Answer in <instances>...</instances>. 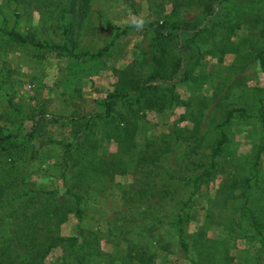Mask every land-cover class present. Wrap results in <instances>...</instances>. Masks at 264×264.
Masks as SVG:
<instances>
[{"label":"trees","instance_id":"1","mask_svg":"<svg viewBox=\"0 0 264 264\" xmlns=\"http://www.w3.org/2000/svg\"><path fill=\"white\" fill-rule=\"evenodd\" d=\"M92 1L1 0L0 7L11 12L15 22L23 18L26 25L23 30L8 28L5 21L0 25V55L20 49L36 56L46 53L78 63L100 58L113 41L95 52L78 49L84 25L90 22ZM222 1L170 0L171 10L184 2L202 5V11L207 15H211L214 5ZM166 3L167 0H160L156 6H150L151 11L159 16ZM139 21L146 23L151 34L143 48L142 59L137 66L130 64L115 71L119 88L101 100L100 112L81 114L70 111L62 117H48L44 110L46 103L40 109L34 106L25 108L8 99L7 112L0 114V264H46V258L55 248L60 249L55 264H161L156 260L160 253L183 257L189 264H201L197 262L196 252L209 248L212 243L217 244L224 235L226 238L220 240L224 243V251L233 246L227 244L229 241L246 239L258 244L257 250L264 257V173L259 171L264 147L258 149L250 175L228 180L217 190L240 200L239 205L230 203L233 212L230 217L224 216L220 223L222 237L210 239L205 236L204 228L196 235L187 234L183 227L187 209L193 206V198L200 186L208 184L216 173L217 162L229 139L226 125L235 115L249 117L243 107L227 108L224 116L214 124L217 135L213 147L204 155L207 162L202 159L204 156L188 158L191 165H186L182 174L177 176L159 175L158 163L161 157L180 145L186 147L187 157L196 153L201 120L199 110L196 114L180 115V120L192 121L193 128L183 135L176 134L173 143L145 140L142 150L136 148L143 111L140 105L154 96V102L148 105H158L161 109L170 110L178 102L175 83L190 78L186 74L199 58L197 36L203 29L199 28L198 20L190 24L176 19L139 16L129 28L118 31L125 32ZM255 59L263 65L264 71V46L257 50ZM2 61L0 69L4 65L7 70V62ZM148 66L145 75L131 69ZM181 68L184 76L173 82ZM0 88L3 89L1 84ZM257 103L255 118L264 129V97L258 98ZM55 124L67 126L71 137L56 140L48 136L46 128ZM101 137L107 140L113 137L116 150L100 154ZM160 139L166 140L164 137ZM51 143L60 149L59 157H53L57 163L55 167L59 165L61 186L58 188H47L34 180L41 171H46L45 163L52 158L44 150ZM143 166H154L155 169L143 172L127 187L115 180L116 176ZM155 172L161 178L159 183L154 182ZM179 186L187 191L183 198L175 195ZM117 187L120 188L121 207L105 219V229L84 226L86 204L90 197L95 198L91 194ZM221 201L225 206L229 203L228 198ZM217 204V199L212 201V205ZM70 215L78 221L76 233L62 235L60 227ZM207 218L206 222L212 223L210 213ZM103 241L112 244L114 251H103Z\"/></svg>","mask_w":264,"mask_h":264},{"label":"rangeland","instance_id":"2","mask_svg":"<svg viewBox=\"0 0 264 264\" xmlns=\"http://www.w3.org/2000/svg\"><path fill=\"white\" fill-rule=\"evenodd\" d=\"M159 2L160 0H93L90 22L84 25L78 49L95 52L113 41L109 50L100 58L78 63L46 53L36 56L31 51L20 49L0 55V64L4 60L8 68L5 70L2 65L0 69V84L3 88H0V114L7 112L9 98L12 103L21 104L25 108L34 106L40 109L42 104L46 103L44 110L48 117L56 115L62 117L70 111H78L81 114L100 112L101 100L107 93L119 88L115 71L124 69L130 64L137 66L142 59L143 48L151 37L143 21H139L135 27L125 32L118 30L129 28L128 26L139 16L161 20L176 19L188 21L190 24L198 20L201 25L199 28H203L197 36L199 46L197 49L200 54L192 64L190 72L186 74L190 78L177 81L180 79L179 76H184L182 68L174 76L173 82L177 81L174 88L178 102L172 109L148 105L154 102L155 96L140 105L143 111L139 120L136 148L142 150L145 140L162 144L166 141L169 144L173 143L172 138L176 134L183 135L186 130L193 128L192 121L180 120V115L196 114L199 110L201 120L200 132L197 131L199 146L196 147V153L187 157L186 147L180 145L161 157L158 163L159 175L177 176L182 174L186 165H191L188 158L203 157L213 147L217 135L214 124L224 116L225 110L231 107L244 108L249 117L235 115L226 125L225 130L228 132L229 139L217 162L216 173L208 184L200 186L193 198V206L187 209L185 222L188 221L183 225L187 234L196 235L204 228L206 237L220 238L223 236L220 223L224 216L230 217L233 212L229 208L230 203L239 205L240 200L234 199L231 195L228 196L225 191L217 192V190H220L228 180L250 175L256 153L260 147H264V129L255 118L258 109L257 100L264 97L263 65L255 59L257 50L264 46V0L250 2L224 0L214 5L211 15L203 13L202 5L191 3L187 5V3L183 4L184 2L171 10V2L167 0L164 12L157 16L151 11L150 6L154 7ZM15 19V16L6 8L0 7V25L5 21L8 28L23 30L26 25L24 19L22 18L20 22H15ZM116 31L118 34L115 39ZM148 68L149 66L145 69L138 67L131 69L141 71V74L145 75ZM3 69L4 74H2ZM1 74L6 76L5 79H2ZM118 108L121 109V106ZM98 129L100 132V126ZM46 130L47 135L56 140H66L71 137L69 128L60 124L49 126ZM161 137L166 140L160 139ZM111 138L99 139L100 154L106 155L116 150V141L113 137ZM44 150L48 157L52 158L45 163L46 171H41L34 180L47 188H58L61 186L58 178L59 165L55 167L57 163H54L53 157H59L60 149L56 144L51 143L48 147L45 146ZM202 159L204 162L208 160L205 156ZM259 162V171L262 174L264 173V152L261 153ZM150 169L153 170L155 167L143 166L132 169L134 172L130 170L127 174L116 176L115 180L120 182L121 186L127 187L128 183L138 180L143 172ZM154 174V182L159 183L161 178L156 172ZM186 194L187 191L181 186L175 191V195L180 198L185 197ZM120 195L118 187L103 193L91 194L95 198H89L86 204V219L82 224L89 229L104 230L105 219L121 207ZM226 198L229 202L227 206L221 201ZM216 199L218 204L214 206L212 201ZM208 213L212 217V223L206 222ZM77 225V219L70 215L61 225L60 233L73 235L76 233ZM225 238L226 235L220 240L223 241ZM220 240L217 244L212 243L209 248L204 247L198 250L197 262L201 264H264V257L257 250L259 245L253 241L246 239L229 241L227 244H233V246L228 251H224V243ZM101 248L107 253L114 251L112 244L105 241L102 242ZM59 254L60 249H53L46 258V264H55ZM156 260L161 264H189L185 258L171 253L167 255L160 253Z\"/></svg>","mask_w":264,"mask_h":264}]
</instances>
